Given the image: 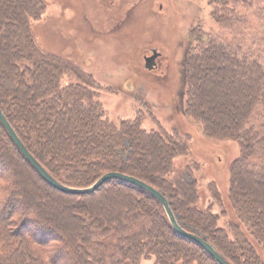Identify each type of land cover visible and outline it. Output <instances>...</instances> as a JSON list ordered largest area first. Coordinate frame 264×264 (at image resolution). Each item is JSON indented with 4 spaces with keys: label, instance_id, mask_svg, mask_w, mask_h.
Listing matches in <instances>:
<instances>
[{
    "label": "trees",
    "instance_id": "16d2710c",
    "mask_svg": "<svg viewBox=\"0 0 264 264\" xmlns=\"http://www.w3.org/2000/svg\"><path fill=\"white\" fill-rule=\"evenodd\" d=\"M206 1L219 26L228 29L239 21L240 0ZM44 11V0H0V109L29 153L73 188L90 187L110 172L139 179L165 196L183 229L205 239L229 264H264V133L252 123L255 110L264 108V63L204 34L183 68L185 115L207 137L241 148L230 169V238L211 208L199 207L198 174L192 176L190 166L175 174L177 160L188 155L179 133L147 132L141 116L110 122L92 78L37 47L31 25ZM67 75L85 79L63 86ZM5 166L8 173L2 172ZM0 171V264H60L62 258L70 264H142L151 258L155 264H219L180 236L160 202L137 186L111 180L86 195L56 190L1 123ZM36 190L51 207L70 211L66 223L36 204ZM15 197L34 212L13 232L11 223L21 215L10 212ZM111 199L117 204L106 211ZM74 200L86 203L76 207ZM21 231L26 232L18 237Z\"/></svg>",
    "mask_w": 264,
    "mask_h": 264
},
{
    "label": "rangeland",
    "instance_id": "374dc122",
    "mask_svg": "<svg viewBox=\"0 0 264 264\" xmlns=\"http://www.w3.org/2000/svg\"><path fill=\"white\" fill-rule=\"evenodd\" d=\"M44 1L42 17L31 25L37 47L92 78L96 98L110 122L118 124L141 116L142 128L147 132L179 133L187 141L188 155L177 160L175 174H185L187 166L193 169L192 176L198 174L199 207L211 208L218 217V226L233 238L230 169L241 148L232 140L207 137L202 127L185 115L183 68L189 53L198 45L196 40L204 34L218 42H230L242 54L264 63V0H247L251 2L246 5L240 0L236 11L239 21H231L234 26L228 29L211 18L206 0ZM110 28L116 29L115 33L110 34ZM151 47H158L164 56L157 69L148 70L145 58L152 57ZM84 79L67 75L62 85L76 86ZM252 123L264 133V108L255 110ZM9 168L5 166L2 172L8 173ZM33 194L37 205L67 222L69 210L51 207L38 190ZM13 203L10 212L14 217L21 212L20 218L11 223L14 232L22 217L34 211L27 209L19 197ZM85 203L86 200H74L76 207ZM115 204V199L107 200L104 208L108 211ZM25 232L18 233V237ZM142 261L155 264L154 258ZM60 264L70 263L62 258Z\"/></svg>",
    "mask_w": 264,
    "mask_h": 264
},
{
    "label": "water",
    "instance_id": "95a60500",
    "mask_svg": "<svg viewBox=\"0 0 264 264\" xmlns=\"http://www.w3.org/2000/svg\"><path fill=\"white\" fill-rule=\"evenodd\" d=\"M157 54H155L153 57H150L147 59L146 68L148 70H153L156 66L155 59ZM0 123L10 136L13 143L16 145V147L19 149V151L23 154V156L27 159V161L34 167V169L38 172V174L53 188L56 190L70 195H86L91 194L95 192L97 189H99L102 185L105 183L111 181V180H119L123 181L129 184H132L134 186H137L147 193H149L152 197H154L156 200L160 202V204L163 206L164 211L173 227V229L182 237L198 244L203 249H205L219 264H229L216 250L215 248L209 244L205 239L201 238L200 236H197L195 234L187 232L185 229H183L168 202V200L165 198V196L152 187L151 185L136 179L134 177H131L129 175H125L119 172H110L104 174L101 178H99L92 186L87 188H73L66 186L59 181H57L55 178H53L47 170L29 153V151L26 149L20 138L18 137L17 133L9 123V121L6 119L5 115L0 109Z\"/></svg>",
    "mask_w": 264,
    "mask_h": 264
},
{
    "label": "flooded vegetation",
    "instance_id": "af4514ba",
    "mask_svg": "<svg viewBox=\"0 0 264 264\" xmlns=\"http://www.w3.org/2000/svg\"><path fill=\"white\" fill-rule=\"evenodd\" d=\"M109 30V33L110 34H112V33H115V30L116 29H113V28H110V29H108ZM98 33H100V32H98ZM151 51H152V57L155 55V54H157L156 56V59H155V63H156V66L154 67V69H157L160 65H158V63H159V60L162 58V56H164V55H162L163 53H161L160 51H159V48L158 47H151ZM150 58V56H146V58H145V62L147 63V59H149Z\"/></svg>",
    "mask_w": 264,
    "mask_h": 264
},
{
    "label": "bare ground",
    "instance_id": "6f19581e",
    "mask_svg": "<svg viewBox=\"0 0 264 264\" xmlns=\"http://www.w3.org/2000/svg\"><path fill=\"white\" fill-rule=\"evenodd\" d=\"M158 25H159V27H161V26H162V23H161V22H159V23H158Z\"/></svg>",
    "mask_w": 264,
    "mask_h": 264
}]
</instances>
